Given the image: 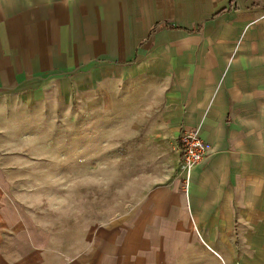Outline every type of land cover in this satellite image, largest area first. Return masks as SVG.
I'll list each match as a JSON object with an SVG mask.
<instances>
[{
    "label": "crops",
    "instance_id": "crops-1",
    "mask_svg": "<svg viewBox=\"0 0 264 264\" xmlns=\"http://www.w3.org/2000/svg\"><path fill=\"white\" fill-rule=\"evenodd\" d=\"M262 2L0 0V99L41 97L48 85L96 67L142 63L145 75L152 72L148 67H177L173 130L179 136L199 130L213 148L194 169L186 194L165 187L144 195L134 218L137 228L132 234L130 227L122 247L71 257L52 249L49 227L22 215L20 204L3 202L2 196L13 193L4 186L2 164L12 158L2 154L0 133V259L5 264H264V27L246 28L250 35L243 27L218 29L249 36L238 47L220 42L216 58H177L185 50L179 43L185 35H203L207 23L232 14L257 19L264 14ZM179 18L198 22L189 28L171 21ZM166 22L190 30L203 22V28L188 32ZM158 51L170 54L150 58Z\"/></svg>",
    "mask_w": 264,
    "mask_h": 264
},
{
    "label": "rangeland",
    "instance_id": "rangeland-1",
    "mask_svg": "<svg viewBox=\"0 0 264 264\" xmlns=\"http://www.w3.org/2000/svg\"><path fill=\"white\" fill-rule=\"evenodd\" d=\"M171 21L189 28L198 22ZM205 26L211 32L179 39L185 50L177 58H216L225 41L238 47L250 35L246 28L264 27V14H232ZM225 27H243L249 35L220 34ZM169 54L152 52L150 58ZM147 69L152 72L145 75L142 63L91 68L48 85L41 97L0 99L2 154L12 158L2 164L4 186L13 193L2 196L3 202L20 204L22 215L49 227L52 249L71 257L116 250L130 237V227L132 234L137 228L134 218L147 192L182 189L179 132L172 127L178 68Z\"/></svg>",
    "mask_w": 264,
    "mask_h": 264
},
{
    "label": "built area",
    "instance_id": "built-area-1",
    "mask_svg": "<svg viewBox=\"0 0 264 264\" xmlns=\"http://www.w3.org/2000/svg\"><path fill=\"white\" fill-rule=\"evenodd\" d=\"M212 145L204 140L199 130L183 131L178 138L180 154V180L187 192L194 169L212 153Z\"/></svg>",
    "mask_w": 264,
    "mask_h": 264
},
{
    "label": "trees",
    "instance_id": "trees-1",
    "mask_svg": "<svg viewBox=\"0 0 264 264\" xmlns=\"http://www.w3.org/2000/svg\"><path fill=\"white\" fill-rule=\"evenodd\" d=\"M166 24V26H168V27H170V28H175V29H185V30H187L188 32H200L201 30H202V28H203V22H202V24H200V25H198L195 29H193V30H190V29H188V28H183V27H181V26H175V25H173V24H169V23H165Z\"/></svg>",
    "mask_w": 264,
    "mask_h": 264
}]
</instances>
